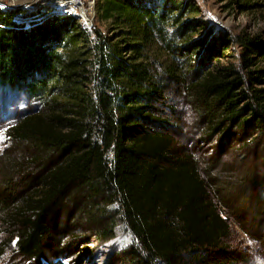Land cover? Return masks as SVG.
Returning <instances> with one entry per match:
<instances>
[{
    "label": "trees",
    "instance_id": "obj_1",
    "mask_svg": "<svg viewBox=\"0 0 264 264\" xmlns=\"http://www.w3.org/2000/svg\"><path fill=\"white\" fill-rule=\"evenodd\" d=\"M231 1L264 13V0ZM96 16L103 30L0 6V90L25 101L0 153V257L13 246L48 260L66 246L69 208L101 217L103 203L137 241L128 264H238L211 173L175 150L157 113L176 89L199 103L211 139L264 134V34L215 30L193 0H98Z\"/></svg>",
    "mask_w": 264,
    "mask_h": 264
},
{
    "label": "rangeland",
    "instance_id": "obj_2",
    "mask_svg": "<svg viewBox=\"0 0 264 264\" xmlns=\"http://www.w3.org/2000/svg\"><path fill=\"white\" fill-rule=\"evenodd\" d=\"M193 1L199 6L206 24L215 30L231 35L242 30L264 34V13H241L240 9L230 7L231 0ZM97 2L0 0V6L66 11L77 15L86 29L103 30L104 26L96 16ZM160 103L157 115L167 123L166 129L174 140L175 150L191 154L203 173H211L215 181L214 200L231 224L232 235L227 242L239 258L238 264H264V134L252 137L251 132L233 129L211 139L206 132V123L197 112L199 103L194 104L176 89L167 92ZM24 111L23 97L0 90V153L10 146L4 134L6 127ZM100 205L97 210L102 213L101 217L96 210L86 206L69 208L60 223L61 241L66 246L51 251L48 260H29L9 246L0 257V264H128L132 258L129 251L138 249L137 241L114 204ZM91 218L97 219V228L104 230L105 238L96 236L94 222L89 221ZM5 237L6 233L0 228V242L7 239Z\"/></svg>",
    "mask_w": 264,
    "mask_h": 264
},
{
    "label": "water",
    "instance_id": "obj_3",
    "mask_svg": "<svg viewBox=\"0 0 264 264\" xmlns=\"http://www.w3.org/2000/svg\"><path fill=\"white\" fill-rule=\"evenodd\" d=\"M1 7H6V6H1ZM6 8H8V7H6ZM64 12H66V11H64Z\"/></svg>",
    "mask_w": 264,
    "mask_h": 264
}]
</instances>
